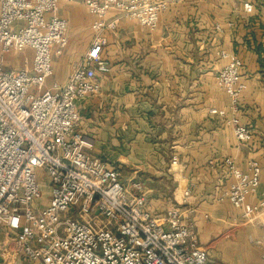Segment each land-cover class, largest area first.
Instances as JSON below:
<instances>
[{"label": "built area", "instance_id": "1", "mask_svg": "<svg viewBox=\"0 0 264 264\" xmlns=\"http://www.w3.org/2000/svg\"><path fill=\"white\" fill-rule=\"evenodd\" d=\"M61 1L88 7L94 36L68 81L47 88L54 50L69 43ZM172 1L0 0V228L11 237L5 263L215 264L198 242L194 220L185 215L191 210L172 206L154 215L141 195L143 184L123 182L117 169L89 152L91 142L79 129L81 101L101 91L98 72L109 71L102 52L107 31L117 22L108 14L116 11L153 31ZM253 9L244 4L246 12ZM26 49L33 52L30 69L5 66L6 54ZM223 57L227 63L217 82L230 106L212 113L230 116L235 138L245 144L252 130L238 115L243 61L232 52ZM178 162L174 155L171 165ZM225 164L233 178L225 196L251 220L264 211V190L257 204L247 202L261 184L262 168L252 161L243 172L233 158ZM41 170L49 181L47 198L38 181ZM190 193L187 189L184 196ZM105 220L113 228L102 225ZM254 244L264 261V236Z\"/></svg>", "mask_w": 264, "mask_h": 264}, {"label": "crops", "instance_id": "2", "mask_svg": "<svg viewBox=\"0 0 264 264\" xmlns=\"http://www.w3.org/2000/svg\"><path fill=\"white\" fill-rule=\"evenodd\" d=\"M246 2L253 12L244 10ZM59 15L69 23V43L54 50L47 88L68 81L94 36L85 4L61 1ZM107 19L117 22L102 52L109 71L98 72L101 91L79 105L89 152L117 169L123 182H141L154 215L172 206L191 210L185 215L210 257L218 261L216 250L226 242L240 249L236 264H264L252 247L264 236V211L247 220L225 196L233 181L227 158L243 172L252 161L262 168L261 184L247 202L257 204L264 190V0H173L153 31L116 11ZM224 52L243 61L238 115L252 130L245 144L235 138L230 116L212 113L230 106L217 82ZM32 58L30 49L11 52L5 66L30 69ZM174 155L179 162L172 166Z\"/></svg>", "mask_w": 264, "mask_h": 264}, {"label": "rangeland", "instance_id": "3", "mask_svg": "<svg viewBox=\"0 0 264 264\" xmlns=\"http://www.w3.org/2000/svg\"><path fill=\"white\" fill-rule=\"evenodd\" d=\"M38 181L42 185V191L44 193V197L47 198L48 189H49V181H48V178H47V176H46V174H45V172L43 170L39 171ZM99 218L104 219L101 216ZM101 224L102 225L105 224V225L110 226L111 228H113V226L110 225V223H108L106 220H105V222L101 221ZM6 233L7 232H6L5 229L0 228V264H7V263L4 262L3 252L5 251L6 248H8V245L11 242V237L10 236H6ZM226 241H228V240H226ZM234 247H236V246H233V245L231 246L230 244H228L226 242L223 243V245L218 247V250H216L217 251V259H218V261L215 260L213 257H211V259L214 261L215 264H236V262H235L236 258L235 257L238 256L237 252H240V249H236V251L234 252L233 251V250H235ZM252 247H254V248L256 247V249L259 250V248L256 245H254ZM6 256L8 257V254H6Z\"/></svg>", "mask_w": 264, "mask_h": 264}]
</instances>
